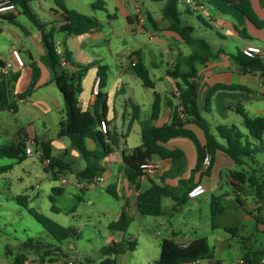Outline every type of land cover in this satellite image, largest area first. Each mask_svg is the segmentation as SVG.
I'll list each match as a JSON object with an SVG mask.
<instances>
[{
    "label": "trees",
    "instance_id": "16d2710c",
    "mask_svg": "<svg viewBox=\"0 0 264 264\" xmlns=\"http://www.w3.org/2000/svg\"><path fill=\"white\" fill-rule=\"evenodd\" d=\"M15 4L19 13L25 15L30 22L37 28L40 36V42L43 47L41 61L48 68L53 81L59 89L63 98V116L58 122L57 137H67L71 146L76 148L81 158L84 160V167L75 175L78 180L90 179L93 176L100 175L103 166L100 161L111 152V143L115 132L108 128L109 122L106 120L107 112V93L104 90L108 76V65L97 63L98 84L95 92V98L91 110H83L79 105L78 95L81 92V77L84 72L96 63L79 64L71 60L68 50L64 47L61 53L55 48L54 34L60 32L65 35H81L83 33L98 30L101 23L94 15L80 13L74 9L67 8L62 3H58L61 13L62 23L56 29L54 26L46 28L47 23L41 21L37 14L32 10L30 2L33 0H9ZM162 1L161 16L167 22L166 30L172 31L179 36L183 43L192 47V51L177 58L171 71L168 74L174 79L175 92L177 93V104L173 105V114L168 123L160 126H150L140 132V145L131 148L129 153L123 154V173L129 185H133L138 189V180L142 174L140 163L145 160H152L153 157L160 159H170L172 168L161 177L172 176L174 173L181 171L184 162V153L179 148H166L165 143L172 137H186L190 139L197 151L196 168L201 165L204 148L211 154L209 166L205 172L209 170L217 150H221L233 161L234 165L242 166L245 164V158L254 159V154L258 151L255 143H260L264 132V116H249L242 106H236L235 110L242 117V123L246 132L240 130L235 124H217L214 127L215 133L211 130L209 123L200 114L197 104V69L195 63L204 64L211 58L217 56L221 50L212 51L210 44L204 39L193 36V27L181 19V12L178 9V0H152ZM231 6L235 7L250 23L257 28L264 27V20L261 19L251 6L250 0H224ZM264 5V0H260ZM96 8V4H93ZM187 7V6H186ZM188 8V7H187ZM191 12V10L187 9ZM147 20L155 26V21L148 13ZM7 20L15 23L13 17H7ZM243 30H237L240 35ZM247 36V35H246ZM236 63L240 72H259L264 76V60L261 56L252 58L244 56L241 51L230 56ZM61 58L64 59L65 65L61 64ZM70 65V68L67 66ZM32 79L27 88L20 92L14 93V82L17 73H0V109H6L13 113L17 111V101L29 96L36 84L38 76V67L31 63ZM72 67V68H71ZM133 71L140 79L142 86L153 89L154 82L149 76L148 68L143 63L139 53H136V61L132 65ZM218 89L235 90L241 89L251 91L245 86L238 84L216 83L207 92L205 97V111H209V103L213 93ZM153 102L151 104L150 117L156 119L160 112V95L153 91ZM264 99V98H263ZM133 112L132 120L138 116L139 108L131 103ZM104 120L106 122V130L101 131L98 126ZM188 123L194 124L203 131L205 143L201 147L196 134L184 125ZM220 137L224 143H220L217 139ZM91 138L97 144L95 150H89L85 145V140ZM35 145L41 150L39 157L41 163L44 158H49L50 162L47 166H43L44 171L48 172L52 179H59L64 175L67 169H70L71 163L65 161L60 155L51 154L52 147L50 140L39 137L32 138ZM109 141V142H107ZM255 145V146H254ZM25 142L7 143L0 145V156L24 159ZM250 173V174H249ZM231 177L241 183L245 180L249 181L253 187L254 195L258 200L264 199V180L259 181L252 171L233 170ZM190 179V178H189ZM189 180H179L178 187L185 185ZM235 187H239L234 184ZM189 188L182 190L179 194L177 188L167 184H158L152 182L147 188L138 191L135 196V209L140 215L157 216L162 213L161 199L170 197L176 204H182L187 199V191ZM104 190L113 196L119 198V195L111 186H107ZM54 194L61 193L60 187H51ZM222 194L210 196V214L211 226H217V219L224 211L222 205ZM52 202L51 210L59 211L53 205L54 199L49 196ZM29 213L40 223L44 229L52 236L54 242H42L40 240L27 239L20 243L18 252L12 258V264H27V252L32 251L38 255L39 261L52 262L63 254L59 243L65 238L77 237V231L73 227H64L57 222L49 219L34 209H30ZM130 217L125 211V207L121 208L119 218L108 224L111 232L125 233L130 223ZM227 231L235 232L236 227H224ZM135 247V241L124 236L120 241H110L100 249L102 255H116L124 251H131ZM10 255L9 250L6 251ZM264 256V248L255 251H247L242 255L243 264H258L260 258ZM212 251L210 250L205 238H195L181 245L174 241L173 236L164 238L160 243V252L156 264H180L192 260L212 259ZM215 263H218L215 260ZM101 264H108V259H103Z\"/></svg>",
    "mask_w": 264,
    "mask_h": 264
},
{
    "label": "rangeland",
    "instance_id": "374dc122",
    "mask_svg": "<svg viewBox=\"0 0 264 264\" xmlns=\"http://www.w3.org/2000/svg\"><path fill=\"white\" fill-rule=\"evenodd\" d=\"M137 1L152 11L155 27L163 24L164 19L160 11L162 1ZM191 1L197 4L195 10L187 11L188 8L184 0H178V9L181 12L182 21L193 27V36L204 38L213 51L223 46L236 54L240 47L241 38L238 35L227 36L225 39L220 38L216 30L221 29L224 33L226 31L220 27H214L215 22L211 19L217 23L227 21L233 23L235 27L242 28L238 21L231 16L235 14L239 17L242 16L241 13L224 0ZM40 5L45 10L40 9L36 1L33 2L38 15L45 19L49 13L47 11L49 7H54L53 0H41ZM112 5L113 2L109 1V8ZM199 5L204 9H200ZM140 11L143 17L142 23L150 24L144 10L140 9ZM98 15L103 19L101 22L103 35L98 37V40L102 42V53L108 59L112 73H115L112 60L121 55L122 49L131 50L135 46L140 47L144 53L143 59L146 65L152 70L149 66V60L154 57L158 72H164L167 65L169 69H172L176 62L174 51L170 47L179 48L183 53V55L177 54V58H183L184 54H189L192 51V47L185 43H177L161 37L169 45L162 46L156 38L151 39L146 31L137 29L136 32H132L130 25L121 16L111 19L108 24L104 14L101 15L98 12ZM16 21L21 27L27 29L32 36L37 32L36 27L25 15L16 13ZM20 26L0 20V28L2 29L0 30V59H4V54L12 44L16 45L20 39L26 37H29L27 40L31 50H35L32 36L26 35ZM243 29L247 37H255L247 27ZM257 32L264 34V28L258 29ZM59 37H61V33L54 34V38ZM106 37L110 39L109 43L103 41ZM148 51L152 52L151 57ZM136 53L131 52L125 56L123 62H126L128 58L135 57ZM262 59L264 60V56ZM88 76L83 78L85 85L88 82ZM133 78L139 82L135 75ZM136 90L150 92L149 88L139 85ZM120 97L116 96L115 104L121 117L123 107L119 101ZM175 98L177 99V94ZM260 104L264 103L261 102ZM202 115L207 117L205 114ZM28 118L22 112L17 114L11 111H0V128L2 125H6L10 132H14L20 127L23 129L28 127L30 133H32L33 128L37 133H42L41 120L35 118L33 122L23 124L21 119L26 120ZM53 120L50 116L46 118L48 128L45 133L47 137L55 139L57 138L58 125L54 124ZM240 129L245 130L241 125ZM116 130L120 131L119 121ZM63 138L67 140L66 137ZM9 141L10 137L6 143ZM130 143L139 144V137L132 136ZM254 143L258 149L254 154V159L245 158V164L242 166L234 165V169L239 171L247 165L253 168L257 177H260L261 173L264 172V132L261 142ZM2 144L4 142L0 141V145ZM257 164L260 167H257ZM63 176L68 181L75 178L70 172ZM221 182L220 189H216L214 192L207 191L195 198H189L175 211L171 210V206L174 204L173 200L164 197L162 199L164 213L158 216L139 214L130 221L126 233L135 241L133 250L116 255H102L100 249L109 243L108 224L114 221L115 215L120 209V198H114L102 187H90L75 193V197L54 194L51 187L58 182L52 179L48 172L44 171L38 157L26 156L24 159H17L0 156V264H12V258L18 252L20 243L27 239L54 242L52 236L29 213L30 209L38 211L64 227H73L77 231V237L65 238L59 243L63 254L66 256H59L52 262L41 263L35 252L28 251L27 264H67L69 259H73L75 264H101L103 259H108V264H156L161 240L170 236L168 232L170 228L178 231V235L186 239L205 238L213 258L218 261L216 264H235L244 252L264 248V222L256 220V210L252 208L256 196L253 189L249 188L248 180L240 185L239 189L246 191L242 195L238 193L235 186L224 183V181ZM212 194H222V205L224 206V211L219 215L215 228L211 226L210 196ZM49 196L54 199L53 205L62 211L51 210L52 202L49 200ZM259 211L263 214L264 208ZM170 213L172 214L170 215ZM224 227H236L237 230L235 232L227 231ZM122 233L114 232L117 236ZM7 250L11 252L10 255L6 254Z\"/></svg>",
    "mask_w": 264,
    "mask_h": 264
},
{
    "label": "crops",
    "instance_id": "0c3cea01",
    "mask_svg": "<svg viewBox=\"0 0 264 264\" xmlns=\"http://www.w3.org/2000/svg\"><path fill=\"white\" fill-rule=\"evenodd\" d=\"M34 1L37 2V6L40 9H45L40 5L41 0H33L30 2L32 10L37 14L38 18L41 21L47 23L46 28L54 26L57 29L61 25L62 17L58 8V3H62L67 8L74 9L80 13L96 16L100 23L103 21V19L102 17H99L98 12L101 13V15H105L108 24L110 23L111 19L121 16L125 18L127 23L130 25V31L136 32L137 29L146 31L151 39L156 38L162 46L165 44L168 45V43L162 40V38H166L167 40L171 39L177 43H183L177 34L166 30V20H163V24L157 27L153 26L151 23L144 24L139 22L135 13V8L137 6H140L141 9L144 10L145 14L149 13L153 20L155 19L152 15V11L148 7L140 5L137 0H53L54 7H49L47 10L49 13H47V17L45 19L41 18L36 12L35 7L33 6ZM109 1L113 2L112 7L110 8ZM250 3L257 15L264 20V5L260 2V0H250ZM93 4H96V8L93 7ZM199 6L200 9H204L201 5ZM110 10H112V12H110ZM18 12V8L16 7L13 11L0 14V20L12 23L7 20V17H13L15 23L12 24L20 26L16 21V13ZM231 16H233L238 21V24L242 26V28L235 27L233 23L227 21L217 23V21L211 19L213 22H215L213 24L214 27H220L226 31V33H224L221 31V29L216 30L220 38L225 39L227 36L238 35L241 38V43L240 47L237 49V53H239L241 48L246 44H256L264 49V34L257 32V30L260 28L255 27L243 15L238 17L233 14ZM244 27H247L255 37L250 38L246 35H240L237 30H243V34H246L243 29ZM21 29L26 35L32 36L27 29L23 27H21ZM0 30L2 29L0 28ZM58 33L60 32H55V34ZM102 33L101 25L100 29L92 30L81 35H65L61 33V37L54 38V40L55 42L60 43L61 50L64 47L68 50L70 58L73 62L79 64H87L92 62L96 63L90 66L81 77V92L78 95V99L79 105L83 110L90 111L95 98V92L97 88L94 86V81L96 77H98L96 74L97 63L107 64L109 67L107 82L104 88L107 93V112L105 118L109 122V130L115 132L116 136L112 139L111 152L100 161V164L103 166V171L100 175L103 177L104 181L101 184L93 187H102L104 189L107 186H111L119 195V198L121 199V205L120 209L115 215L114 221L119 218L122 207H125V211L131 220L135 219L137 215H139L135 209L136 192L147 188L152 182L158 184H167L171 187L177 188V193L179 194L182 190L190 188L196 182H199L204 186L205 191L203 193L207 191L214 192V190L221 188V181H224V183H229L233 186H235L234 184H237L239 186L238 188L236 187L238 193L241 195L244 194L246 191H244V189H239L242 183L240 181L234 180L231 177V171L235 170L234 163L225 152L217 150L214 154V158L209 170L205 172V170H202L201 165L199 168H196L197 151L194 143L190 139L180 136L172 137L165 143H162V145L169 149L179 148L183 151L184 162L181 171L162 179L161 177L163 174L172 168V161L170 159H160L158 157H153L152 161L156 162L158 165L156 172L151 176L139 178L137 191H135L131 185H129L123 173L124 164L122 156L124 153H129L131 148L140 145V143H130L132 136L139 137L140 139V132L142 130L147 129L150 126H160L163 123H168L170 121V118L173 114V105L177 104V99L175 98L177 93L175 92L174 79L168 74V71H171L173 68L169 69L167 65V68L164 72H158L157 63L153 57L149 60V66L152 68V70H150L143 59V51H141L140 47L135 46L131 50L122 49L120 53L121 55L113 58L112 63L115 66V73H112L110 63L108 59H106V56L102 53V42L98 40V37L103 35ZM27 39L29 40V37L20 39L19 43L16 45L12 44L10 46V48L4 54V59H0V73H2L1 69L3 68L5 62L11 61L10 50L13 48L17 49L23 57L24 64L20 68L13 66L12 68L8 69L7 72L9 74L17 73L18 76L14 82L13 92L20 93L24 91L31 82L33 74L31 63H34L38 67L39 72L36 79L35 88L29 96L17 101L18 108L15 113L18 114L22 112L29 117L26 120L21 119L23 124H29L30 122H33L35 118L40 119L43 127L42 133H37L35 128H33L32 133H30L28 127L25 129L20 127L14 132H10L6 125H2L0 128V141L4 142V144H7L6 141L10 137V141L8 143H17L19 141L26 142L28 139H32L35 136L45 140H50L52 147L51 154L54 156L60 155L65 161L71 163L70 169H67L64 174L66 175L67 172H70L75 176L74 180L72 181L66 180L65 182H61L59 179H56L58 183L52 187H60L62 191L59 193V195L61 196L75 197V193L90 188L89 187L79 190L75 186V183L78 180L75 174L84 167L85 162L81 158L79 151L70 145L67 137V140H65L63 137H57L53 139L46 136L45 132L48 128L46 118L50 116L53 120L54 117L53 123L58 125L60 118L63 116V98L56 84L51 81L50 71L41 61L43 47L40 42L38 30L32 36V42L35 46L34 51L31 50ZM103 41L109 43L110 39L106 37L103 39ZM170 48L174 51V60H176L177 54L183 55L179 48ZM218 49L221 50V52L206 63H195V67L197 69L195 81L197 82L198 108L201 115H207V117L204 115H202V117L207 120L211 130L214 133V127L217 124H235L239 128L240 125L243 126L242 117L235 110L236 106H242L244 111L249 116H264V104H260L261 102L264 103V99L258 95L260 90L264 88V76H261L257 71L240 72L236 63L230 57L234 53L223 46L218 47L216 50ZM131 52H138L143 63L148 68L149 76L154 82V88L150 89V92L136 90L138 85L143 87L140 79L134 73L131 65V62L136 61V56L128 58L126 62H123V58L131 54ZM148 54L150 57L152 56V52L148 51ZM184 55L186 56L187 53ZM67 66L70 68V65ZM87 75H89L88 82L85 85L83 83V78L85 76L87 77ZM134 75L137 77V79H139V82H136V80L133 78ZM216 83L238 84L245 86L251 91H245L241 89H218L211 97L209 111H205L206 94ZM153 91H156L160 95V112L156 119H152L150 117L151 104L154 98ZM117 95L121 96L119 98V101L123 107V113H121V117L119 115V111L116 110L115 103ZM131 103L137 105L139 108L138 116L134 120H132L134 115L131 109ZM129 109L131 110L129 111ZM0 111L9 110L0 109ZM118 121L120 122V131L116 130ZM184 126L191 129L196 134L200 146L203 147L205 143L203 131L191 123H186ZM242 131L246 132V129ZM217 139L220 143H224L222 138L217 137ZM85 145L89 150H95L97 148V144L91 138H87L85 140ZM257 167H260L259 164H257ZM251 169L253 170V168H250V166L245 165L243 170L252 171ZM257 178L259 181L264 180V172H262L260 177ZM180 179L189 181L185 185L178 187V181ZM249 188L253 189L250 184ZM187 199H189V197H187ZM182 204H176L174 202V204L171 206V210H177ZM252 208H255L256 210V220L264 222V213L261 214L259 211L260 209L264 208V199L258 200L256 198ZM60 211H62V209H59V211L55 212ZM162 213H164L163 208ZM171 214L172 213H170V215ZM140 229L142 230L141 226ZM168 232L170 233L169 237L173 236L174 241L188 242L192 240L181 237L178 235V231H175L172 228L168 229ZM124 236H128L129 239H132L126 232L117 236L114 234V232L110 231V234L108 235V241L117 242L120 241ZM211 261L215 262V259H202L201 264H210Z\"/></svg>",
    "mask_w": 264,
    "mask_h": 264
},
{
    "label": "built area",
    "instance_id": "2783aa9c",
    "mask_svg": "<svg viewBox=\"0 0 264 264\" xmlns=\"http://www.w3.org/2000/svg\"><path fill=\"white\" fill-rule=\"evenodd\" d=\"M184 3L188 7L189 10H195L196 9L197 4L193 3L191 0H184ZM15 8H16L15 4L12 3L11 1L0 0V14H5L7 12L13 11V10H15ZM140 9H141L140 6H137L135 8V13L138 17V20L140 22H142L143 17L141 15ZM55 48H56V51L58 53H61V47H60L59 42L55 43ZM240 51L244 56L250 57V58H252L254 56H261V57L264 56V49L262 47H260L259 45H256V44H246L241 48ZM10 55H11V61L5 62L3 68L1 69L2 73H7V70L12 68L13 66L20 68L24 64L23 58L17 49H14V48L11 49ZM61 64L65 65V61L63 58H61ZM131 65H134V62H131ZM97 84H98V77H96V79L94 81L95 88H97ZM258 95H260V97L264 98V88H262L260 90ZM98 128L101 131H105L106 130V122L104 120H102L99 123ZM107 142H109V141H107ZM24 154L26 156H35L38 158L41 156V150L35 145L33 139H28L25 142ZM210 160H211V154L208 152V150L206 148H204L203 156H202V160H201L202 170H206V168L210 164ZM49 162H50L49 158H44L42 163L44 166H47L49 164ZM139 166L142 170V174L140 175V178L153 175L158 168L157 163L152 161V160H145L142 163H140ZM59 180L61 182H65L66 181L65 176H63V175L59 176ZM103 181H104V179L101 175H96L90 179L77 180L75 183V186L77 189L82 190V189H86V188L101 184ZM131 187L135 191H137L133 185ZM204 191H205L204 186L201 183L196 182L188 189L187 196L189 198H195V197L199 196L200 194H202ZM136 194H137V192H136ZM179 243L181 245H185L186 242H179ZM67 264H75V263H74L73 259H69L67 261ZM180 264H201V260H192V261H187V262H181ZM210 264H215V262L211 261ZM235 264H243L242 257L238 258L236 260ZM258 264H264V256H262L260 258Z\"/></svg>",
    "mask_w": 264,
    "mask_h": 264
}]
</instances>
